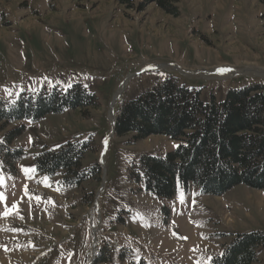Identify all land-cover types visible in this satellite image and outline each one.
<instances>
[{
    "label": "rangeland",
    "instance_id": "374dc122",
    "mask_svg": "<svg viewBox=\"0 0 264 264\" xmlns=\"http://www.w3.org/2000/svg\"><path fill=\"white\" fill-rule=\"evenodd\" d=\"M145 1L0 0V100L74 83L98 99L87 114L66 108L0 131V264H97L106 244L113 261L98 264H213L236 234L264 232V189L212 195L178 181L173 197H159L146 190L141 159L177 144L113 130L125 102L169 77L204 102L264 84V0H172L176 13ZM76 138L90 143L83 167L99 165L97 174L72 186L37 170L43 150ZM7 147L24 153L14 167ZM256 255L264 264V245Z\"/></svg>",
    "mask_w": 264,
    "mask_h": 264
},
{
    "label": "trees",
    "instance_id": "16d2710c",
    "mask_svg": "<svg viewBox=\"0 0 264 264\" xmlns=\"http://www.w3.org/2000/svg\"><path fill=\"white\" fill-rule=\"evenodd\" d=\"M151 1H157L167 12H177L172 0H146L141 7ZM97 105L95 94L81 83L66 89L55 86L22 92L15 99L0 100V131L12 122L38 121L66 108L87 114ZM114 127L118 135L133 134V141L164 135L177 144L165 156L145 155L141 159L146 190L159 197H173L178 181L187 188L194 185L202 193L212 195H222L238 184L264 189L263 83L231 89L222 102L213 93L211 101L204 102L199 91L169 77L125 102ZM24 130L22 125L9 131L6 143L10 145ZM90 146L88 141L76 138L58 150L45 149L36 158V168L49 176L62 172L67 185H80L101 169L99 165L83 167ZM8 149H2L4 161L14 167L24 153ZM130 176L141 177L136 170ZM260 245H264L263 231L238 233L225 245L222 255L214 258L213 264H255ZM118 257L128 258L127 248L122 247ZM111 261V247L106 244L101 247L96 263Z\"/></svg>",
    "mask_w": 264,
    "mask_h": 264
},
{
    "label": "snow or ice",
    "instance_id": "6c2138e0",
    "mask_svg": "<svg viewBox=\"0 0 264 264\" xmlns=\"http://www.w3.org/2000/svg\"><path fill=\"white\" fill-rule=\"evenodd\" d=\"M230 69H224V68H221V69H217V71L218 72H221V73H223V72H225V71H229ZM24 171H25V173H29V172H33V171H35L34 169H24ZM47 181V178L45 177V182ZM3 181L2 180H0V183H2ZM25 192L27 193V187L25 186ZM0 199H4V197H3V194L2 193H0ZM183 198H182V195H181V200H182ZM15 205H13V208L15 209ZM5 215H8V211H5V213H4Z\"/></svg>",
    "mask_w": 264,
    "mask_h": 264
},
{
    "label": "water",
    "instance_id": "95a60500",
    "mask_svg": "<svg viewBox=\"0 0 264 264\" xmlns=\"http://www.w3.org/2000/svg\"><path fill=\"white\" fill-rule=\"evenodd\" d=\"M92 261H93V260H92ZM91 263H92V262H91ZM91 263H90V264H91Z\"/></svg>",
    "mask_w": 264,
    "mask_h": 264
}]
</instances>
